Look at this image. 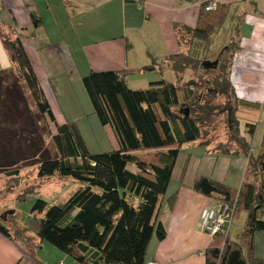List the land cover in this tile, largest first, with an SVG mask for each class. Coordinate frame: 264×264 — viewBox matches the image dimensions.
I'll return each instance as SVG.
<instances>
[{"label": "trees", "instance_id": "trees-1", "mask_svg": "<svg viewBox=\"0 0 264 264\" xmlns=\"http://www.w3.org/2000/svg\"><path fill=\"white\" fill-rule=\"evenodd\" d=\"M210 3L202 4L195 28L176 26L180 53L144 68L169 67L177 84L161 79L145 90H133L126 73L116 71H91L83 78L101 125L110 126L119 143L118 150L98 154L89 151L76 122L57 123L21 38L4 37L12 68L0 70V174L14 182L21 177L22 167H34L40 181L69 178L81 187L62 205L39 198L31 211L33 227L23 229L24 239L0 221L2 236L21 245L32 257L43 243H49L74 264H144L152 238L166 239L156 214L168 192L181 148L190 143L211 146L202 132L207 121L219 113L226 115L230 140L215 150L247 156L244 181L235 190L201 177L193 188L215 204L227 205L234 221L242 212L247 220L240 243L231 239L230 232L215 236L204 252L206 264H263L255 256L254 238L264 233V137L254 156L251 142L239 129L241 102L230 81L235 45L223 48L217 69L203 66L210 61L207 56L214 37L230 13V7L221 4L207 11ZM198 71L212 79L199 83L187 76L184 81L188 72ZM27 94L37 112L32 111ZM220 96L226 100L224 107L211 106L212 99ZM184 107H190L189 116ZM43 123L55 127V133L47 132L51 149L42 133L47 130ZM245 127L252 140L256 125L247 123ZM148 150H160L150 163L133 154ZM130 165L135 172L129 170ZM250 170L261 173L259 185L246 180ZM30 192L23 198L20 194L19 199H26Z\"/></svg>", "mask_w": 264, "mask_h": 264}, {"label": "crops", "instance_id": "crops-1", "mask_svg": "<svg viewBox=\"0 0 264 264\" xmlns=\"http://www.w3.org/2000/svg\"><path fill=\"white\" fill-rule=\"evenodd\" d=\"M207 2L230 7L217 36L222 32V40L227 39L228 31L236 34V45L232 44L233 36L227 45L236 47L230 81L241 102L239 111L257 109L263 115L264 0H0V70L12 68L4 37L21 38L57 123L76 122L92 154L118 150L112 128L102 126L94 112L83 78L91 71L124 72L132 88V78H145L149 71L157 76L152 82L164 79L171 83L164 74V70H171L169 67L144 68L180 53L176 26L195 28L201 6ZM55 93L70 95L66 103L62 102L63 107L53 97ZM247 123L253 124L250 120ZM242 135L251 142L247 133ZM158 152L133 154L150 163ZM149 154L152 159L148 160L145 156ZM247 165L243 154H223L212 146L185 144L156 214L166 239L152 238L144 264H206L204 252L213 239L201 229L200 214L214 202L195 192L194 183L207 177L238 190ZM254 253L264 264V233L255 235ZM59 259V264H74L66 255ZM0 264L39 263L21 245L0 234Z\"/></svg>", "mask_w": 264, "mask_h": 264}, {"label": "rangeland", "instance_id": "rangeland-1", "mask_svg": "<svg viewBox=\"0 0 264 264\" xmlns=\"http://www.w3.org/2000/svg\"><path fill=\"white\" fill-rule=\"evenodd\" d=\"M216 36L214 37V39L216 38V42L212 46L210 54L207 56L209 60L213 62L217 61V57L220 54V52L224 51L223 48H226L228 46L227 45L228 40L232 36L234 37V39H232V44L236 45V41H235L236 34L233 35V31H228L225 34L224 38L226 37L227 39L222 38L221 40L222 32L220 36L217 37ZM186 49L187 47L183 48L184 51H186ZM227 58H230V56H227ZM223 63L225 62L223 61ZM171 71L172 70L166 69L164 70V74L168 80H172V82L177 84L178 82L177 76ZM146 73L147 74H145L146 75L145 78L142 76H136L135 78H132L130 84L132 88H135L133 90H145L149 87L150 82L156 80L155 79L157 78L156 75L153 74L150 75V73L152 72L148 71ZM187 76L190 77L191 79L195 78V80L199 83H205L209 79H212L210 75L208 76L201 71H198L195 74L188 72L186 74L184 81H187V79H189ZM77 92L78 91H76L75 93ZM53 97L55 99L57 98L62 105V102L66 103L68 101L70 95H66L62 93H59L58 95L55 93L53 94ZM75 97L77 101L80 102L79 104L81 105L82 110H84L83 107L84 104L82 102L79 93H77ZM27 98L32 111L37 112L34 102L32 98L29 96V94H27ZM225 101H226L225 98L220 96L213 98L210 104L213 107L218 106L223 108L226 103ZM184 109H188L190 111V107H184ZM63 112L67 113L64 108H63ZM237 117L240 123L239 129L244 134L247 133L246 131L244 132V130L247 129L245 127V124L249 122V120L252 121L254 125H256V132L251 140V148H252V154L254 156H257L261 148V144L263 142V137H264V113L263 115H261L260 110L257 109H253L252 111H246L244 109H241L240 111L237 112ZM42 127L43 128L45 127L47 129L46 131H42V133L45 135L46 143L48 147L51 149L52 148L51 139L47 132L51 131L52 133H55V127L54 126L46 127L44 123L42 124ZM204 127L205 128L203 129L202 134L203 136L206 135L205 137L208 141H210L212 147L216 148L221 143L222 144L229 143L230 134L227 128L225 114L222 115L219 113L215 114L214 116L211 117L209 121H207ZM0 141H2V135H0ZM231 149L234 150L235 147L231 146ZM145 157L148 160L149 158L152 159L151 158L152 154L151 155L149 154ZM22 168L23 169L21 172V177L14 182L6 178L5 175L0 174V221L3 223H8V225H10V227L12 228L14 234L20 233L18 237L21 240L24 239L25 237V232H24L25 230H23L24 227L26 228L33 227L31 224L33 219L31 211L35 202L39 198L48 201L51 205H62L74 192H76L81 187L79 183L69 178L67 180L61 178H55L53 180H46L45 182L40 181L36 178V169L34 167H22ZM129 170L135 172L136 168L130 165ZM261 177H262L261 173L256 174L250 170L248 172V176L246 180L259 185L261 182ZM12 188L16 190L13 191ZM27 192L30 193L27 195L26 199L20 200L19 195L20 194L23 195L22 196L23 198ZM8 211H14V214L11 215L8 214L6 216V220L2 219L4 214ZM246 220H247V214L245 212H242L239 215V217L235 219L233 226L230 229V236L233 241L240 243L241 234L245 227ZM63 256L64 254L59 252L51 244L44 243V247L42 246L41 249H39L36 252L35 257L32 258L35 259V261L39 264H59L60 262L59 257H63Z\"/></svg>", "mask_w": 264, "mask_h": 264}, {"label": "built area", "instance_id": "built-area-1", "mask_svg": "<svg viewBox=\"0 0 264 264\" xmlns=\"http://www.w3.org/2000/svg\"><path fill=\"white\" fill-rule=\"evenodd\" d=\"M216 7L217 4L211 2L207 7V11H213ZM233 223V212L227 205L213 203L205 207L200 214V227L213 240L219 234L228 235Z\"/></svg>", "mask_w": 264, "mask_h": 264}, {"label": "water", "instance_id": "water-1", "mask_svg": "<svg viewBox=\"0 0 264 264\" xmlns=\"http://www.w3.org/2000/svg\"><path fill=\"white\" fill-rule=\"evenodd\" d=\"M218 65H219V61L218 60L217 61H214V62H212V61H206V62L203 63V66H204L205 69H217ZM185 113H186V116H189V110L188 109L185 110ZM8 214H10V215L11 214H14V211H8V212H6L4 214V216H3L2 219L6 220V216Z\"/></svg>", "mask_w": 264, "mask_h": 264}]
</instances>
